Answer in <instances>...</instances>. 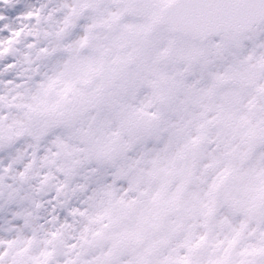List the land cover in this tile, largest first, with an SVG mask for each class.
Instances as JSON below:
<instances>
[{
    "label": "snow or ice",
    "instance_id": "1",
    "mask_svg": "<svg viewBox=\"0 0 264 264\" xmlns=\"http://www.w3.org/2000/svg\"><path fill=\"white\" fill-rule=\"evenodd\" d=\"M69 19L78 114L134 193L86 264H264V0H74Z\"/></svg>",
    "mask_w": 264,
    "mask_h": 264
},
{
    "label": "clouds",
    "instance_id": "2",
    "mask_svg": "<svg viewBox=\"0 0 264 264\" xmlns=\"http://www.w3.org/2000/svg\"><path fill=\"white\" fill-rule=\"evenodd\" d=\"M73 6L0 0V264H86L99 218L134 196L118 156L96 147L110 133L78 114ZM246 40L264 44V24Z\"/></svg>",
    "mask_w": 264,
    "mask_h": 264
}]
</instances>
